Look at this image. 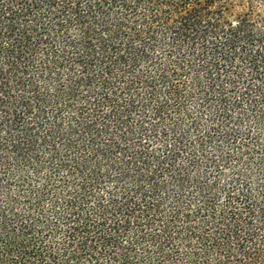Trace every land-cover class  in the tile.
<instances>
[{
	"label": "trees",
	"instance_id": "trees-1",
	"mask_svg": "<svg viewBox=\"0 0 264 264\" xmlns=\"http://www.w3.org/2000/svg\"><path fill=\"white\" fill-rule=\"evenodd\" d=\"M0 264H264V0H0Z\"/></svg>",
	"mask_w": 264,
	"mask_h": 264
}]
</instances>
